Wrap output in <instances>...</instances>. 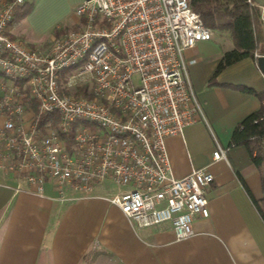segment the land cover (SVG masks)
Segmentation results:
<instances>
[{
	"label": "built area",
	"instance_id": "1",
	"mask_svg": "<svg viewBox=\"0 0 264 264\" xmlns=\"http://www.w3.org/2000/svg\"><path fill=\"white\" fill-rule=\"evenodd\" d=\"M31 1L0 5V171L17 192L50 183L62 201L111 183L110 203L135 227L192 236L214 176L204 166L176 177L166 139L207 122L185 53L213 30L191 0H84L78 27L43 51L13 35ZM213 160L228 148L217 142Z\"/></svg>",
	"mask_w": 264,
	"mask_h": 264
},
{
	"label": "crops",
	"instance_id": "2",
	"mask_svg": "<svg viewBox=\"0 0 264 264\" xmlns=\"http://www.w3.org/2000/svg\"><path fill=\"white\" fill-rule=\"evenodd\" d=\"M82 1L32 0L27 15L15 16L13 35L48 51L52 38L78 27L72 11ZM252 1L264 6V0ZM222 46L231 49L232 43L213 35L186 51L207 122L166 139L176 177L204 166L214 176L205 194L209 216L196 217L192 236L176 240L169 224L135 227L110 203L116 190L111 183L90 196L62 201L50 183L44 195L17 192V180L0 171V264H264V222L244 185L255 199L264 198L261 176L246 146L228 147L235 128L262 106L240 87L264 92V73L246 58L208 85ZM217 142L228 148V161L213 160Z\"/></svg>",
	"mask_w": 264,
	"mask_h": 264
},
{
	"label": "trees",
	"instance_id": "3",
	"mask_svg": "<svg viewBox=\"0 0 264 264\" xmlns=\"http://www.w3.org/2000/svg\"><path fill=\"white\" fill-rule=\"evenodd\" d=\"M190 6L192 10L200 14L204 24L213 30V35L227 38L232 43L231 49L222 46V57L208 85L212 84L227 67L246 58H251L257 63L258 57L264 56V22L261 19L260 8L252 2L249 0H191ZM31 9L32 4H26L17 9L15 16L22 18ZM240 89L259 97L262 106L235 128L228 147L240 145L247 147L251 162L260 173L264 191V92H257L249 87H240ZM244 185L264 222V198L255 199L248 186L245 183Z\"/></svg>",
	"mask_w": 264,
	"mask_h": 264
},
{
	"label": "water",
	"instance_id": "4",
	"mask_svg": "<svg viewBox=\"0 0 264 264\" xmlns=\"http://www.w3.org/2000/svg\"><path fill=\"white\" fill-rule=\"evenodd\" d=\"M257 66L264 73V56H259L258 57Z\"/></svg>",
	"mask_w": 264,
	"mask_h": 264
},
{
	"label": "rangeland",
	"instance_id": "5",
	"mask_svg": "<svg viewBox=\"0 0 264 264\" xmlns=\"http://www.w3.org/2000/svg\"><path fill=\"white\" fill-rule=\"evenodd\" d=\"M252 2H253V1H252ZM72 14H74L75 17L79 18V17L75 14V9H73ZM52 40H54V38H52ZM52 40H51V41H52ZM28 45H30V44H28Z\"/></svg>",
	"mask_w": 264,
	"mask_h": 264
}]
</instances>
